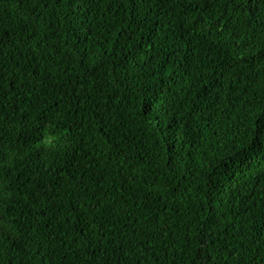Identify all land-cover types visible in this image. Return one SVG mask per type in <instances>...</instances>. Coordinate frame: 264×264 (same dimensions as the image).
Instances as JSON below:
<instances>
[{"label":"trees","instance_id":"obj_1","mask_svg":"<svg viewBox=\"0 0 264 264\" xmlns=\"http://www.w3.org/2000/svg\"><path fill=\"white\" fill-rule=\"evenodd\" d=\"M0 264H264V0H0Z\"/></svg>","mask_w":264,"mask_h":264},{"label":"bare ground","instance_id":"obj_2","mask_svg":"<svg viewBox=\"0 0 264 264\" xmlns=\"http://www.w3.org/2000/svg\"><path fill=\"white\" fill-rule=\"evenodd\" d=\"M6 258V257H5Z\"/></svg>","mask_w":264,"mask_h":264}]
</instances>
